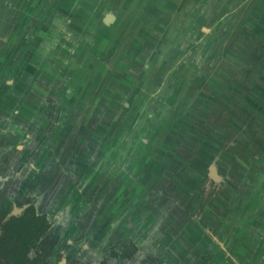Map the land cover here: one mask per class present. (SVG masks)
<instances>
[{
	"label": "crops",
	"instance_id": "crops-1",
	"mask_svg": "<svg viewBox=\"0 0 264 264\" xmlns=\"http://www.w3.org/2000/svg\"><path fill=\"white\" fill-rule=\"evenodd\" d=\"M212 18L215 30L222 27L215 36L226 31L232 41L243 34L224 48L229 70L241 74L225 77L226 88L241 106L264 105V40L251 59L256 40L264 39V0H0V206L34 200L50 222L40 244L50 247L51 264H264L261 179L252 184L249 169L232 161L226 179L212 167L211 181H228L229 188L225 206H211L199 183L201 143L189 166L197 178L169 168L173 179L153 173V154L173 146L154 138L147 106L153 98L135 97L137 73L120 75L134 65L132 42L113 48L106 64L99 58L104 26L113 25L114 42L134 41L147 56L149 39H181ZM198 38L193 32L186 54L200 51ZM152 69H141L150 81ZM245 82L255 96L238 92ZM171 98L170 90L162 97ZM254 109L263 116L264 108ZM230 148L244 151L237 142Z\"/></svg>",
	"mask_w": 264,
	"mask_h": 264
},
{
	"label": "rangeland",
	"instance_id": "rangeland-1",
	"mask_svg": "<svg viewBox=\"0 0 264 264\" xmlns=\"http://www.w3.org/2000/svg\"><path fill=\"white\" fill-rule=\"evenodd\" d=\"M74 12L75 14L81 15L80 8H75ZM216 20L217 18H212L211 23H206L201 27L198 26V32H200V34L193 28L185 32L181 39H175V37L162 43L159 39H149L151 43L150 46L153 48V53L147 56L142 53V49H135L132 47L134 41H129L124 38L122 41L117 40L118 42H114L112 40V33L114 34L113 25L104 26L107 34H105L104 38L108 41L106 40L104 44L105 49L102 50L103 52H100L101 56H99V58L106 64L105 59L107 58L110 60L108 54H110L113 48L119 49L120 46H127L128 42H132L131 47L128 46L127 49L128 51L132 50L131 53L135 57L134 65L130 61H124L127 64L131 63L132 66L128 67L126 73L120 72V75L122 78H125V74L130 75L137 73L136 84L141 88L138 86L135 97L139 100L143 99L144 95L147 94L153 98L152 105L150 103L147 106L148 109L151 108L149 110L152 114L151 117L154 128L158 129L157 131L154 130V138L158 140L161 139L163 143L173 146L170 147L172 149L170 152L166 153L167 155L165 154L162 156L158 153L157 155L156 153L153 154L152 160L153 165H155L153 173L159 177H165L167 175V168H169L180 176L185 177V173L187 172L190 177H193L194 174L197 178V174L193 172L194 168L189 166L191 165V160L193 163L196 162L195 155L199 150V143H201L202 147H200V149L206 151V155L201 158L200 162L201 181H199V183L201 193H203V197H205L204 201H206L207 198L208 201L211 200V206L223 208L228 200L226 191H228L229 184L228 181H226V183L224 181L222 183L211 181V179H216L210 171L212 167L218 168L217 170L220 173L219 175L222 176V179H226L224 178V171L231 161L234 167L238 165L237 167L241 166V168L249 169L251 174L248 176L246 175L247 179H250L252 184L257 183L256 179H261L260 182L261 185L263 183V186H261L260 189L264 194V114L263 116H257V111L254 109H257V107L263 109L264 105L253 104L251 106L252 108L245 105L241 106L236 97L229 92L231 90L226 88L225 77L232 76L234 78L237 74L239 78L241 74L235 73L232 69L229 70L228 64L226 65L228 57L226 56L225 50H230L232 46L230 44L237 43L239 41L237 37L243 34H233L232 41L226 38V31L217 33V36H215L216 32L222 29V27L220 29H217V27V30H215L213 25ZM170 27H175V25L172 24ZM193 32L200 37L198 38L200 39V45H197V40H195L196 45H194L195 49L200 47V51L192 53L190 49L186 54L185 49L189 48L190 45L192 46L193 43L190 40ZM244 36H246V34H244ZM214 37L217 38L216 41L218 42L215 43ZM263 40V37L260 38V36L256 40L258 42L255 43V46L252 48L255 57L252 55V60H256V56L259 54L257 44L259 43L260 46ZM156 44L158 45L156 46ZM227 44L229 45L226 46ZM220 47L223 48V54L221 53ZM127 49L126 52H128ZM166 49L171 51L172 54L167 56ZM121 50L125 51L124 48H121ZM159 50L161 54L156 62ZM97 51L98 50H90L88 53H90V55H95ZM197 53L201 56L197 55ZM103 54H105L104 57ZM198 57L201 58L199 65L197 60ZM216 59L217 61L219 60L220 63L217 65V68L215 66L214 69L213 66L209 65H213ZM243 61H245V58ZM84 63H86V61ZM149 64L153 66L152 71L149 72L151 81L146 79V72L142 71L144 67ZM185 64H187V66H184ZM161 65L166 71L161 70L162 68H158V66ZM236 65H238V69L240 67L239 61L234 62V66ZM250 65H253V63L248 62L247 66L249 67ZM198 70L202 72L199 73ZM199 74L200 77H198ZM213 82H216V84H213ZM171 85H173L174 88H170ZM242 87L244 88L237 89L238 92L243 90L246 95L255 96L253 94L254 86H251V83L245 82L242 84ZM169 90L170 95H172V102H165L162 97L166 92L168 94ZM148 100L149 98H147V101ZM147 101H143L145 105ZM140 107L141 105L138 106V108ZM235 112H237L238 115ZM220 115H225L228 119L225 121ZM160 118L164 120H160ZM212 122H215V124ZM212 125L216 126L213 136V132H211L213 128ZM229 128H232L234 134L229 131ZM192 129L197 130L198 135L192 133ZM231 134L233 138H230ZM236 142L244 148V151L238 150L234 152L233 149L230 148L231 145L235 146ZM196 145L198 147H196ZM164 156L166 158H164ZM240 161L242 164H240ZM257 170H259V172ZM169 173L171 175V172ZM170 175H167L169 176L168 178L173 179ZM173 176L175 175L173 174ZM238 207H240V205ZM19 208L22 207L16 204L9 211L10 213H17ZM46 244V241L43 242L42 245L40 244V248L46 253H49L50 247ZM32 254L33 251L30 255Z\"/></svg>",
	"mask_w": 264,
	"mask_h": 264
},
{
	"label": "trees",
	"instance_id": "trees-1",
	"mask_svg": "<svg viewBox=\"0 0 264 264\" xmlns=\"http://www.w3.org/2000/svg\"><path fill=\"white\" fill-rule=\"evenodd\" d=\"M25 201L32 199L28 197ZM49 226L47 216L38 212L33 203L24 207L19 215L8 216V209L0 207V264H47L38 241L48 232ZM31 250L33 256L29 255Z\"/></svg>",
	"mask_w": 264,
	"mask_h": 264
},
{
	"label": "flooded vegetation",
	"instance_id": "flooded-vegetation-1",
	"mask_svg": "<svg viewBox=\"0 0 264 264\" xmlns=\"http://www.w3.org/2000/svg\"><path fill=\"white\" fill-rule=\"evenodd\" d=\"M31 198V197H30ZM32 199V198H31ZM19 202H21V201H19ZM24 203L22 204V205H19V207H23V209H24V207H26L29 203H33L34 205H35V203H34V200L32 199V201L31 202H26L25 200L23 201ZM17 204V203H16ZM18 205V204H17ZM0 207H2V206H0ZM36 207V206H35ZM5 208V207H4ZM23 209L21 210V211H17V213H10V209H8V216L9 215H19L20 213H22V211H23ZM37 209V208H36ZM38 210V209H37ZM38 212H40V213H43V212H41L40 210H38ZM45 214V213H44ZM46 215V214H45ZM47 216V215H46ZM6 218H7V216H6ZM5 218V219H6ZM48 219V218H47ZM49 222V221H48ZM49 224H50V222H49ZM49 230H50V226H49ZM48 230V231H49ZM2 233V230L0 229V234ZM48 233V232H47ZM46 233V234H47ZM45 234V235H46ZM44 235V236H45ZM43 236V237H44ZM42 237V238H43ZM42 238H40V240L38 241V244H39V250L41 251V252H43L44 254H45V256H46V261H47V264H51V262H50V258H49V256H48V254L45 252V251H43L41 248H40V243H41V239ZM33 250H31L30 252H29V255H30V253L32 252ZM111 254L112 255H117V253L115 252V251H112L111 252ZM34 255V251H33V254L32 255H30V256H33ZM92 264V263H91ZM101 264H104V261H101Z\"/></svg>",
	"mask_w": 264,
	"mask_h": 264
},
{
	"label": "water",
	"instance_id": "water-1",
	"mask_svg": "<svg viewBox=\"0 0 264 264\" xmlns=\"http://www.w3.org/2000/svg\"><path fill=\"white\" fill-rule=\"evenodd\" d=\"M22 209H23V207L22 208H19L18 211H21Z\"/></svg>",
	"mask_w": 264,
	"mask_h": 264
}]
</instances>
